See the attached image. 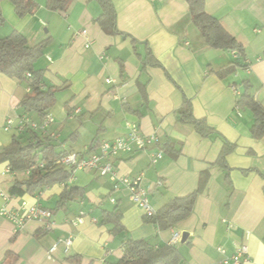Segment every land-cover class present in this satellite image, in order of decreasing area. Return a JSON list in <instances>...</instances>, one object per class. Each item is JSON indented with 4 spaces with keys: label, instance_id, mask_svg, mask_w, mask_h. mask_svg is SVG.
<instances>
[{
    "label": "crops",
    "instance_id": "crops-1",
    "mask_svg": "<svg viewBox=\"0 0 264 264\" xmlns=\"http://www.w3.org/2000/svg\"><path fill=\"white\" fill-rule=\"evenodd\" d=\"M110 1L121 35H108L94 22L102 13L96 0H74L64 13L46 9V0H35L36 10L23 18L9 1L0 2V39L18 31L28 46L47 41L34 68L42 71L44 89H59L48 112L54 121L37 133L55 144L57 152L84 156L97 152L99 142L125 135L127 124L135 123L143 133L156 135L159 145L120 155L113 166L120 176L141 178L154 211L194 192L202 175L204 189L191 215L163 231L144 221L143 210L124 187L115 188L96 171H74L67 184L82 188L84 197L56 210L62 185L37 196H9L14 174L7 162L0 163V264L10 262L8 253L15 259L12 264H114L123 256L125 239L146 240L154 248L174 246L184 264H226L245 245L248 257L242 264H264V138H252V115L240 110L238 115L231 88L240 92L242 81H248L264 108V0H204L206 13L244 49L243 67L222 78L216 73L238 55L205 44L184 0ZM83 30L89 48L80 35ZM147 49L159 67L143 68ZM28 93L25 84L0 72V151L22 135L24 129H15L18 119L40 122L19 107ZM185 99L193 117L214 130L212 135L202 137L192 125L178 121L175 112ZM7 119L15 122L8 131ZM224 141L235 145L225 156V168L216 164ZM158 150L162 158L152 163ZM31 205L52 212L51 227L39 237L44 228L40 222L26 220L17 230L1 214L5 210L19 217ZM114 208L125 229L117 235L111 225L101 223L102 212ZM174 233L180 235L177 243H172ZM74 257L78 262L70 261Z\"/></svg>",
    "mask_w": 264,
    "mask_h": 264
},
{
    "label": "trees",
    "instance_id": "trees-1",
    "mask_svg": "<svg viewBox=\"0 0 264 264\" xmlns=\"http://www.w3.org/2000/svg\"><path fill=\"white\" fill-rule=\"evenodd\" d=\"M7 1L13 5L15 14L19 18L34 13L37 8L35 0ZM73 1L46 0L45 7L52 12L64 13L67 12ZM96 1L102 13L94 22L108 35H121L122 33L116 27V11L111 1ZM184 1L188 6L191 23L200 33L205 44L211 49L238 55L237 61L216 74L222 78L232 73L235 68L243 67V46L215 18L206 13L204 0ZM0 23H3L1 10ZM46 43L47 41H42L32 47L28 46L25 36L18 31H12L0 39V72L29 88V93L19 102V107L23 113L35 115L38 121H41L54 105L55 95L59 89L56 87L44 89L42 71L34 68V63L42 56V50ZM135 43L136 41L132 40V44ZM141 63L143 68L160 66L149 49H147L145 58L142 59ZM241 85L242 91L236 98V108L240 111H248L252 115L253 124L250 128V134L252 138L260 140L264 138V108L253 97L249 82L244 80ZM175 115L178 121L192 125L202 137H208L214 133V130L204 120L193 117L190 103L186 99L175 112ZM56 148L55 144L40 137L37 131L29 127H25L22 135L12 137L10 144L0 151V163L7 162L9 170L14 173L8 195L37 196L46 188L62 185L63 189L56 203V210L65 208L68 202L83 199L84 190L82 188L67 184L73 171L56 165V160L67 153L66 151L57 152ZM234 148L235 145L224 141L216 164L225 168V156ZM26 170H29V175L24 174ZM205 183L206 178L202 175L194 192L184 197H175L169 200L151 215L144 214V221L154 225L158 230L164 231L173 228L177 223L191 215L195 200L204 189ZM101 223L111 225L115 235L125 230L121 213L117 208L112 211H103ZM47 232L48 230L42 228V232L38 233L37 237ZM123 248L122 258L114 264H184L180 252L174 246L163 245L154 248L146 240L125 239ZM6 258L10 259L8 264L15 261L9 253L6 254ZM70 261L78 262V258H71Z\"/></svg>",
    "mask_w": 264,
    "mask_h": 264
},
{
    "label": "built area",
    "instance_id": "built-area-1",
    "mask_svg": "<svg viewBox=\"0 0 264 264\" xmlns=\"http://www.w3.org/2000/svg\"><path fill=\"white\" fill-rule=\"evenodd\" d=\"M80 35L85 39V48H89V40L87 37L86 30L80 32ZM112 80L107 79L106 83L110 84ZM236 98L240 92L236 86H231ZM237 109V108H236ZM238 115H240L239 110ZM78 112V111H77ZM52 116L47 114L39 123H34L26 117L18 119L15 124V129L23 130L25 127H29L34 131L45 132L47 127L53 122ZM14 120L7 119L4 125V130L8 131L14 126ZM49 138L54 140L57 136L52 133ZM159 139L154 134L143 133L139 126L135 123L127 124V133L123 136H119L112 141H101L97 145V152L89 155L82 156L81 154L69 152L62 155L56 160V165L65 167L73 172L76 170H89L96 171L100 176L108 177L112 182L115 183V188L118 185L124 187L129 192V199L132 203L137 205L143 210L144 214L151 215L154 213V209L151 207L149 202V193L146 188L141 185V178H129L120 176L114 169L113 161L120 155H128L135 152H142L151 146H158ZM162 158L161 151H157L151 155V162L156 163ZM11 172V171H10ZM14 174V173H12ZM25 175H29V170L24 172ZM160 184V183H158ZM113 202V200H111ZM1 214H5L15 225L16 229L22 228L26 220H35L44 225V228L48 230L51 227L49 219L51 218L52 212L48 209L41 208L37 205L24 206L23 213L21 216L16 217L15 215L1 211ZM76 222L81 223V216L77 218ZM180 240V235L174 233L172 237V243H177ZM66 244H70V240H66ZM224 254L223 250H219ZM248 257L247 247L245 245L239 246L235 254L230 259H225L224 263L231 264H242Z\"/></svg>",
    "mask_w": 264,
    "mask_h": 264
},
{
    "label": "water",
    "instance_id": "water-1",
    "mask_svg": "<svg viewBox=\"0 0 264 264\" xmlns=\"http://www.w3.org/2000/svg\"><path fill=\"white\" fill-rule=\"evenodd\" d=\"M185 237H186V235L184 234V235H183V239H184Z\"/></svg>",
    "mask_w": 264,
    "mask_h": 264
}]
</instances>
